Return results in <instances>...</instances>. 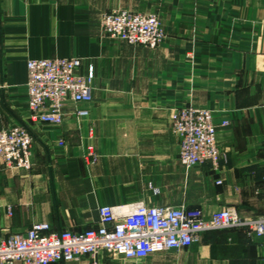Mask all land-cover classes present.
<instances>
[{
  "label": "crops",
  "instance_id": "crops-1",
  "mask_svg": "<svg viewBox=\"0 0 264 264\" xmlns=\"http://www.w3.org/2000/svg\"><path fill=\"white\" fill-rule=\"evenodd\" d=\"M115 9L156 13L163 41L106 35L100 16ZM56 56L79 57L82 72L93 66V99L67 102L61 124L32 122L27 60ZM188 104L213 111L224 155L216 168L178 159L173 116ZM76 106L88 115L74 116ZM17 124L33 135L32 164L0 159V240L34 222L95 226L99 206L147 199L149 182L160 197L148 204L264 216V0H0V129ZM50 264H264V236L211 229L140 261L103 252Z\"/></svg>",
  "mask_w": 264,
  "mask_h": 264
},
{
  "label": "built area",
  "instance_id": "built-area-1",
  "mask_svg": "<svg viewBox=\"0 0 264 264\" xmlns=\"http://www.w3.org/2000/svg\"><path fill=\"white\" fill-rule=\"evenodd\" d=\"M101 30L130 44L157 47L165 37L159 16L154 12L115 9L100 16ZM76 56H56L27 60L26 92L29 119L58 125L64 121V106L93 99L94 68L81 71ZM87 108L76 106L73 114L86 117ZM228 120H223L225 126ZM180 138L178 159L185 168L210 162L218 167L223 152L217 144L218 124L207 107L188 104L175 111L172 122ZM63 141L60 142L62 144ZM33 135L28 125L0 129V159L10 168H30ZM87 159L94 161L88 148ZM221 180L218 181L220 183ZM211 229H243L249 236H264V216H241L234 206L205 215L200 208L181 205L148 204L143 200L99 206L95 226L82 231H56L48 222H34L27 230L13 232L0 240V264H50L69 262L103 252L125 260H141L151 254L187 248Z\"/></svg>",
  "mask_w": 264,
  "mask_h": 264
},
{
  "label": "rangeland",
  "instance_id": "rangeland-1",
  "mask_svg": "<svg viewBox=\"0 0 264 264\" xmlns=\"http://www.w3.org/2000/svg\"><path fill=\"white\" fill-rule=\"evenodd\" d=\"M173 127V126H172ZM188 169V168H187ZM148 187L146 190H144L145 194H146V197L147 199H143V200H146L148 203L151 201V202H154L156 201L160 196V190L156 187L153 186L152 183H148ZM145 201V202H146ZM146 202V203H147ZM96 260V259H95ZM135 261H138V260H135ZM140 261V260H139Z\"/></svg>",
  "mask_w": 264,
  "mask_h": 264
}]
</instances>
